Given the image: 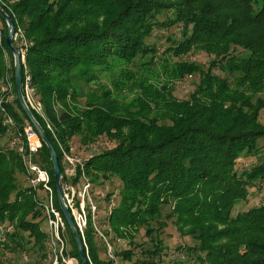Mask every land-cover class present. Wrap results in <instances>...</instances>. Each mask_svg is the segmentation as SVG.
<instances>
[{"label": "trees", "instance_id": "16d2710c", "mask_svg": "<svg viewBox=\"0 0 264 264\" xmlns=\"http://www.w3.org/2000/svg\"><path fill=\"white\" fill-rule=\"evenodd\" d=\"M4 1L10 10L1 1L0 6L15 31L20 27L31 44L25 65L53 134L32 113L55 147L61 175L65 166L56 140L67 145L79 136L84 146H100L97 153L79 154L88 159L84 173L93 191L100 179L114 177L120 184L109 215L105 207L113 195L101 200L102 209L95 197L103 211L97 226L108 243L128 242V250L114 253L116 262L183 264L170 255L180 249L188 264H264V204L233 215L248 200L250 189L264 184V126L259 119L264 109V0ZM0 22V80L5 50L12 60L14 91L13 57L5 44L6 25ZM173 27L181 39L168 38L162 54L182 58L204 53L210 58L207 68L191 61L171 66L163 60L161 75L152 79L132 71H147L157 59V45L147 43L153 31ZM114 67L120 72L110 87L78 92L79 84H94L99 74ZM193 76L198 82L189 97L175 98L173 84L182 85ZM124 81H133L130 93L121 87ZM78 98L85 105L77 115L55 106ZM6 107L21 129L26 117L15 93ZM4 135L10 141L12 132L2 125L0 114V139ZM8 144L0 143V228L11 226L13 231L0 234V259L6 250L19 264L20 252L39 264H51L47 234L40 227L44 216L36 204L39 191L27 186L20 159ZM247 160L251 167L240 170L239 164ZM38 163L49 174L71 254L81 264L59 209L44 145ZM167 221L188 244L174 248L165 240ZM141 231L143 242L138 244L134 235ZM83 236L89 264H113L90 223ZM96 240L103 245L104 258Z\"/></svg>", "mask_w": 264, "mask_h": 264}, {"label": "built area", "instance_id": "2783aa9c", "mask_svg": "<svg viewBox=\"0 0 264 264\" xmlns=\"http://www.w3.org/2000/svg\"><path fill=\"white\" fill-rule=\"evenodd\" d=\"M2 6L10 10V4L4 0H0ZM14 0H10L13 3ZM1 42V33H0ZM14 42L20 53L23 74H22V93L29 109L40 116L46 123L47 129L53 134V129L47 122L41 102L39 101L32 85L31 76L28 73L25 65L26 55L31 44L27 41L22 31L17 28L14 34ZM14 101L13 85L5 76L0 87V114L2 125L9 131H12V137L9 141V148L16 151L20 159L23 169L26 171V178L29 187L34 192L40 191L45 194L43 201L38 200V207L44 215L47 224V259L51 264H74L73 259L65 255V222L56 209L53 202V193L49 186V175L47 171L38 163V154L42 149V142L34 130V128L27 121L21 129L16 125L15 119L7 110L6 105L12 104ZM71 149V148H70ZM61 150V157L64 163V173L61 175V187L63 190L64 200L68 207V211L72 215L73 221L77 226L82 239L83 232L90 223L97 234L103 239L107 246V256L116 264V258L112 246L108 243L105 236L102 234L97 226L99 208L95 203L96 195L93 191L89 179L84 173V165L87 159L68 152L70 150ZM80 172V174H78ZM101 198V197H100ZM104 198V197H102ZM115 204L111 200L107 204L106 213L109 215ZM0 234H3L1 231ZM119 242V241H118ZM27 258L25 257V260Z\"/></svg>", "mask_w": 264, "mask_h": 264}, {"label": "rangeland", "instance_id": "374dc122", "mask_svg": "<svg viewBox=\"0 0 264 264\" xmlns=\"http://www.w3.org/2000/svg\"><path fill=\"white\" fill-rule=\"evenodd\" d=\"M19 29L24 34L23 30L20 27H19ZM3 31L4 30L2 29V24L0 22V33H1V35H2ZM168 38L170 39V41H179L181 39L180 32L178 30H175L174 27L170 28V29H165L164 31H162V30L158 31V29L156 28L153 31L152 37L147 39V43H149V44L153 43V44L157 45V54H156L157 55V57H156L157 59L154 61L153 65L149 66L147 71L144 70V69H141L140 67H134V69H131L132 67L131 68L129 67V68L132 71L136 72L137 75H140L142 77H148L150 79H152V76L155 77L157 74L161 75V73H162L161 69L162 68H161V64L160 63H162L163 60L165 62H167L168 65H171V66L174 63H176V62L191 61L193 63H197L199 65H203L204 69L207 68V64H209L210 58L207 57L204 53L193 52L189 56L182 57V58H175V57H172V56L167 55V54L163 55L162 53L169 46V43L167 41ZM16 47H17V45H16ZM3 72H4V74H3L2 79L0 80V87L2 85V81H3V78L5 76L8 77L9 81H11V77H12V60H11V57L9 56V54L5 50L3 52ZM119 72H120V68L119 67H114L113 69L111 68L109 70V73L104 72L102 74H99L98 75V80L97 81L95 80L96 82H94V84H91V85L79 84L80 89H78V92L80 91L81 94H84L86 92L90 93L91 91H94L95 93H98L100 91L101 87H110L111 86V84H110L111 80L117 78L118 75H119ZM196 77L197 76H193V78L190 81L189 80L184 81L182 85L173 84L174 85L173 96L175 98L179 99V100L187 99L189 97V93L191 91H193L194 86L198 82V78H196ZM154 80H156V78H154ZM120 81H121V79H120ZM132 86H133V81H130V82H125L124 81V83H123V85L121 87L123 88L124 92L130 93ZM80 96L82 97V95H80ZM131 97L132 96H128V100L127 101H129ZM125 103H127V102H125ZM84 105H85L84 104V100L82 98H78V99H74V100H71V101L68 100V101H65V102H59V104H56L55 106L57 107V109L59 111H61V109L62 110L64 109L65 111H68L71 115H77V113L84 108ZM259 119H260L261 124L264 126V109L260 112ZM27 121L28 120L26 119L25 122H27ZM9 132L11 133L12 131L10 130ZM9 138H10V135H4L0 139V143L2 145H5V143L9 142ZM56 142L58 144V148H59L60 154H61L60 147L63 148V150H67V151L70 150L68 152H71L72 154H75V155H78V156H80L82 154V152H84V151H87V153L90 154L91 151H94V152L97 153V151L100 149V146H99L98 143L89 144L87 146L82 145L81 142L79 141V136H74L72 138V140L67 142L68 143L67 145H64L63 143L61 144L58 141V139L56 140ZM40 152H41V150H40ZM82 156H83V154H82ZM263 156H264V154H263ZM37 158L39 159V154H38ZM87 161H88V159H87ZM62 164L64 165L63 161H62ZM239 167H240L239 169L242 170L244 168L251 167V163H250L249 160L243 161V163L239 164ZM23 170H24V173L26 174L25 169H23ZM92 175L95 176V177H98V176H96L97 175L96 173H93ZM111 179H113V180H111L109 182L108 181H104L103 179H100L99 181H96L97 188L94 191V193L96 195H100V196H97L98 198L101 197L100 199L96 200L97 204L99 205V207H101V209L103 207V203L101 202V200L103 199L102 197H105V195H107V194H112L113 195L112 201L114 202L115 206L117 205L118 198H119L120 184H119L118 181L115 180L116 178L113 177ZM20 182H23V178H20ZM49 182H50V180H49ZM27 186L29 187V184ZM49 186H50V184H49ZM37 197L42 202L43 198L45 197V194L43 192L39 191ZM36 201L38 203L37 199H36ZM53 202H54V200H53ZM261 204H264V184H263L262 187L254 186L252 189H250V196H249L248 200L246 202H243V203L239 204L238 206H236L234 208L233 215H235L237 213H240V212L247 211L251 207H255V206H258V205H261ZM166 212H168V208H166ZM102 213H103V211L100 210L99 215L102 214ZM40 227H41L42 231H44V232L47 231V224H46L45 218H44V221L42 222V224L40 225ZM165 229H166V232L168 233V235H165L166 236L165 240H167L169 238V241H167V242L170 243L171 246H174V248L179 246V245H186V244L189 243L188 239H182L181 237H178L177 232L174 230L175 229L174 226L171 224V221H167V226H166ZM1 231L3 233L9 232V231L12 232L13 229L10 226V227L4 228V229L0 228V232ZM166 232H165V234H166ZM66 233L67 232H66V226H65V235H66V237L64 238V244H65V250H66L65 255H66V257H68L70 259H73L74 264H79L78 260L74 256H72V254H71L72 247H71V244H70V242H69V240L67 238V234ZM21 235L25 239H27V235L28 234L26 232L22 231ZM1 236L2 235H0V237ZM134 237H135V242L136 243L139 244V243L143 242L142 241V239H143V232L142 231L139 234L137 233V235L135 234ZM112 239H113V237H112ZM165 240H163V241L166 244ZM116 241L117 242H115L114 245H112V249L114 250V253H116V252H118L120 250H128L129 246H128V242L127 241L122 240V239H118ZM97 244L100 247V255H101L102 258H104L105 257L104 254H101V253H104L103 252V245H101L102 243L99 244L98 241H97ZM22 254H23L22 252H20V254H19V257H20L19 262L22 261V263H20V264H33L35 262V258L31 260V259H28L26 254H24V255H22ZM170 255L174 256V258L176 260L183 261V264H188V263H186V261L188 260L187 257L182 258L180 249L170 251ZM25 257L28 259V261H24ZM31 257L33 258V256H31ZM0 261L3 264H19V263H17L16 258H14V254L9 253L6 250L4 251L3 256L0 259ZM31 262H33V263H31ZM35 264H39V263L35 262ZM40 264H42V263H40ZM116 264H122V263L117 260Z\"/></svg>", "mask_w": 264, "mask_h": 264}, {"label": "water", "instance_id": "95a60500", "mask_svg": "<svg viewBox=\"0 0 264 264\" xmlns=\"http://www.w3.org/2000/svg\"><path fill=\"white\" fill-rule=\"evenodd\" d=\"M0 18L4 21L6 25V34H5V44L10 51L13 57V69H14V93L15 98L24 113L26 119L34 128L36 133L38 134L42 144L46 147L49 152L50 161L53 169V179L55 184V189L57 193V200L59 204V209L66 221L67 226L69 227L70 233L72 235L73 241L75 243L77 254L81 261V264H89L87 253L85 250V245L83 243L81 234L75 225L72 215L68 211V207L64 200L63 190L61 187V171L58 162V155L55 150L53 143L50 141L48 135L41 127V125L35 119L32 111L29 109L22 93V61L20 57V53L18 49L14 46V34L15 27L11 17L4 11V9L0 6Z\"/></svg>", "mask_w": 264, "mask_h": 264}]
</instances>
